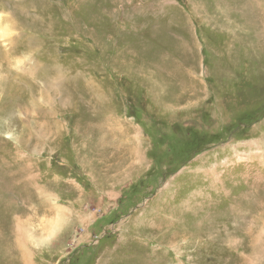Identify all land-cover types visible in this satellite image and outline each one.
I'll return each instance as SVG.
<instances>
[{"label":"rangeland","instance_id":"374dc122","mask_svg":"<svg viewBox=\"0 0 264 264\" xmlns=\"http://www.w3.org/2000/svg\"><path fill=\"white\" fill-rule=\"evenodd\" d=\"M0 264H264V0H0Z\"/></svg>","mask_w":264,"mask_h":264}]
</instances>
